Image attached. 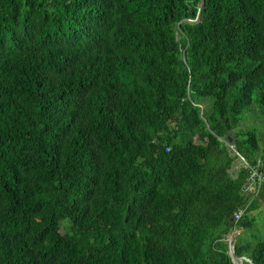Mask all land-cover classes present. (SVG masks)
I'll list each match as a JSON object with an SVG mask.
<instances>
[{
	"label": "trees",
	"instance_id": "16d2710c",
	"mask_svg": "<svg viewBox=\"0 0 264 264\" xmlns=\"http://www.w3.org/2000/svg\"><path fill=\"white\" fill-rule=\"evenodd\" d=\"M254 96L264 0H0V264H234Z\"/></svg>",
	"mask_w": 264,
	"mask_h": 264
},
{
	"label": "rangeland",
	"instance_id": "374dc122",
	"mask_svg": "<svg viewBox=\"0 0 264 264\" xmlns=\"http://www.w3.org/2000/svg\"><path fill=\"white\" fill-rule=\"evenodd\" d=\"M240 127L244 131H254L258 137H264V115H262L256 103L255 96L250 107L243 114ZM261 145L263 146V144ZM247 217L251 220V226L233 230L227 238L234 264H246L249 262L246 261V258H237L233 255L235 242H238L239 245L249 244L254 246L260 239H264V203H260L259 208L251 212ZM57 230L63 232V225L58 226ZM229 240H231V245H229Z\"/></svg>",
	"mask_w": 264,
	"mask_h": 264
},
{
	"label": "built area",
	"instance_id": "2783aa9c",
	"mask_svg": "<svg viewBox=\"0 0 264 264\" xmlns=\"http://www.w3.org/2000/svg\"><path fill=\"white\" fill-rule=\"evenodd\" d=\"M198 15H199V12H198L197 16H196L194 19H187V20H185V22H190V23L196 22L197 19H198ZM229 147H230L231 151H232L234 154L238 155V157H239V161L241 162V164L244 165V164L246 163V160H245L242 156H240V155L237 153V151H236L232 146H229ZM167 150H168V148H167ZM260 164H261V163L258 162V165H260ZM258 165L255 166V167H253V168H251V173H250V175H249V177H248L247 182L245 183V189H244V190H245V192H247V193L253 191V190H254V187H255V189H256V187H257V185H255V178H256V176H257L259 179H260V177H264V172L259 173V171H258V169H257ZM253 184H254V185H253ZM240 215H241V212H238V213L235 214L234 216H235L236 219H238V218L240 217ZM229 245H231V240H229Z\"/></svg>",
	"mask_w": 264,
	"mask_h": 264
},
{
	"label": "crops",
	"instance_id": "0c3cea01",
	"mask_svg": "<svg viewBox=\"0 0 264 264\" xmlns=\"http://www.w3.org/2000/svg\"><path fill=\"white\" fill-rule=\"evenodd\" d=\"M240 258H246V261H249V262H251L249 259H247V257L245 256V257H240ZM243 264V263H242Z\"/></svg>",
	"mask_w": 264,
	"mask_h": 264
},
{
	"label": "water",
	"instance_id": "95a60500",
	"mask_svg": "<svg viewBox=\"0 0 264 264\" xmlns=\"http://www.w3.org/2000/svg\"><path fill=\"white\" fill-rule=\"evenodd\" d=\"M228 139H229V141H231V138L230 137Z\"/></svg>",
	"mask_w": 264,
	"mask_h": 264
},
{
	"label": "bare ground",
	"instance_id": "6f19581e",
	"mask_svg": "<svg viewBox=\"0 0 264 264\" xmlns=\"http://www.w3.org/2000/svg\"><path fill=\"white\" fill-rule=\"evenodd\" d=\"M122 213V212H121ZM115 225V224H114Z\"/></svg>",
	"mask_w": 264,
	"mask_h": 264
}]
</instances>
